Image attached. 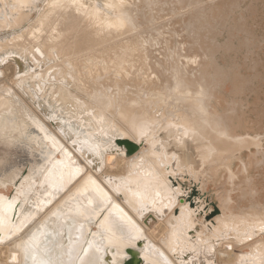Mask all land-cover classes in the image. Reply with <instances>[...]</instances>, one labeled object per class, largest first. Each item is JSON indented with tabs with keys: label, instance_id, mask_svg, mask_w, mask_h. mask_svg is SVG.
Listing matches in <instances>:
<instances>
[{
	"label": "bare ground",
	"instance_id": "1",
	"mask_svg": "<svg viewBox=\"0 0 264 264\" xmlns=\"http://www.w3.org/2000/svg\"><path fill=\"white\" fill-rule=\"evenodd\" d=\"M37 1L0 0V29L24 22L26 11ZM136 3L141 6L138 11ZM191 9L177 0L162 4L155 0H46L33 24L0 38V57L16 54L23 60L18 76L13 60L0 67V76L4 74L0 146L13 148L10 154L0 149V264H103L97 258L107 251L112 259L105 264H121L126 248L138 247L145 237L147 244L139 248L146 262L178 264L160 240L168 234L170 240L176 239L174 224L181 219L194 227V213L186 208L178 221L172 220V226L164 219H157L155 228L146 225L105 183V174L118 177L114 183L132 205L147 202L158 208L174 203L168 177L176 171L192 173L202 183L209 176L225 175L217 189L222 214L210 235L201 230L202 239H218L232 227L246 231L264 225L259 50L256 45L249 48L248 36L246 52L232 43L230 60L217 64L205 35L194 38L201 48L185 40L176 43L171 32L181 33L186 20L182 17ZM242 21L238 19L239 25L245 24ZM42 61L41 70L33 68ZM52 78L63 85L55 89ZM68 81H75L77 89L102 106L94 123L80 125L75 117L70 118L67 108L56 106L60 98L68 99L63 91ZM21 86L31 91L32 98L46 101L51 108L48 120L23 99L17 89ZM108 112L128 129L119 128ZM53 117L60 119L64 134L52 127ZM130 131L138 140L147 141L134 160L109 151L117 138H127ZM164 133L174 139L165 143L160 137ZM68 134L84 155L102 158L99 174L81 158L73 142L66 141ZM188 140L193 157L189 151L181 152L176 142L170 145ZM37 154L40 158L36 159ZM174 161L176 168L169 169ZM26 164L29 167L24 171ZM10 185H14L13 195L8 192ZM233 185L241 191L234 193ZM240 241H222L216 247V264H234L246 250L250 257L264 256V234ZM204 242L205 249L213 243Z\"/></svg>",
	"mask_w": 264,
	"mask_h": 264
},
{
	"label": "water",
	"instance_id": "2",
	"mask_svg": "<svg viewBox=\"0 0 264 264\" xmlns=\"http://www.w3.org/2000/svg\"><path fill=\"white\" fill-rule=\"evenodd\" d=\"M41 2L46 3V0H39L37 1V5L30 9L29 11H26L28 18L29 14L34 10L40 7ZM24 21V22H25ZM24 22H22L18 26H10L6 27L4 29H15L20 27ZM43 58V56H40ZM8 60H13V62L17 65V76L22 73L23 69V60L19 55L13 54V55H4L0 57V67H2ZM43 61L33 68H37V70H41L44 66H42ZM33 65V64H32ZM30 64V66H32ZM46 66V65H45ZM2 77V76H1ZM0 77V78H1ZM18 78V77H16ZM21 93L24 94L39 110V112L44 115L46 118L50 117V110L44 107L42 105V102L36 98H32L28 93H26L24 87L18 88ZM47 118V120H48ZM52 127L59 131L61 134H64L62 130L65 132L66 130L64 128L59 129V124L61 123L60 119L58 118H51ZM165 135H160V137H163V141L169 142L170 140H173L174 138L171 136V133H164ZM65 136V135H64ZM66 138V137H65ZM71 140V141H70ZM66 141L73 142L74 148L76 151L81 155V158L85 160L88 165L92 168V171L95 174H99L101 172L102 168V158L99 157L97 160H93L90 158L88 154L84 155V151L80 150V146L77 145L76 142H74V138L72 135L67 136ZM180 148H183L181 152L189 151V153L194 152V148L191 147V141H187L186 143L179 144L177 141H173L170 143L171 146L174 143ZM147 141H140L136 142L129 138H117L114 142V145L109 147V151L116 152L119 155H124L130 160H134L136 158H139L141 156L140 149L143 147ZM178 143V144H177ZM188 144V147L186 146ZM184 146V147H183ZM190 146V148H189ZM159 150L161 149V146L158 145ZM1 151H7L12 153L13 148H10L8 146L1 145L0 146ZM15 152V151H14ZM59 155V154H58ZM138 155V156H137ZM26 159L29 160V154L26 152ZM193 157V153H192ZM40 158L39 154L36 155V159ZM25 159V158H24ZM25 159V163L27 162ZM188 166V165H187ZM29 167V164H26L24 166V171L27 170ZM176 168V162H172L168 166V168ZM186 167V166H185ZM183 167V168H185ZM27 173V172H25ZM118 177L107 175L103 177V180L105 183L110 187V189L115 193L117 197H119L126 206L138 217L140 221H144L146 225L153 224L157 219H164L166 223L169 226H172V220L178 221L180 217L183 216L185 209L188 208L191 212L195 215V226L194 227H188L186 220L181 219L180 221L176 222L174 225L178 228V237L176 239L170 240V235L168 234L167 237H164L160 240V242L165 246L167 251L173 256L175 261L178 264H216L215 261V253H216V247L222 242V241H230V240H241L240 242H247L252 238L257 237L260 234H264V225L260 228H252L248 229L246 231H241L238 228H229L227 232H223L221 236L218 237V239H210L206 237L204 240L202 239L201 230L203 229L206 232V236L210 235L211 229L214 226L215 219L222 214L221 208H220V200L219 203H217L214 200V194H208L207 187L212 183L215 182H207V185L204 187V183L201 182L200 179H196L194 176L189 175L187 172H179L176 171L174 174H170L168 177V183L171 187V189H174L173 193V199L174 203L172 205L165 206V207H153L150 206V203L147 202H137L135 205H132V203L129 201L128 197L125 195V192L120 189V187L114 182H116ZM211 180V179H210ZM220 187V185L218 186ZM217 187V189H218ZM179 188V190H177ZM217 191L215 195H217ZM9 194L13 195L14 185H10L9 188ZM219 199V197H218ZM172 228V227H171ZM172 235V234H171ZM176 235V234H175ZM184 237L182 240L178 239ZM178 239V240H177ZM210 241L212 240L213 243L210 247L205 249L204 241ZM147 244V238H143L142 240H139L138 247H132L129 246L126 248V254L127 256L124 258L123 262L121 264H150L146 262V260L143 258L141 254L140 248H144ZM140 247V248H139ZM248 250L242 251L239 255V258L234 264H264V256H262L260 259L257 255H254L250 257L248 255ZM257 256V257H255ZM256 259H255V258ZM100 262H103L105 264L106 262H110L112 259V255L110 252H101L98 255L97 258ZM259 259V260H258Z\"/></svg>",
	"mask_w": 264,
	"mask_h": 264
},
{
	"label": "rangeland",
	"instance_id": "3",
	"mask_svg": "<svg viewBox=\"0 0 264 264\" xmlns=\"http://www.w3.org/2000/svg\"><path fill=\"white\" fill-rule=\"evenodd\" d=\"M164 0H155V2H157L158 4H162ZM175 1V0H173ZM177 1H180L181 4H183L184 7H192L191 11H189L188 13H186L185 15H189L188 17L187 16H184L183 15V19H186L185 20V23L183 24V27H182V30H181V33H177L175 32V30L173 32H171L172 35H170L171 39L174 40L176 43H185V41L188 44H191L194 45V46H197L199 48L200 45H198V42L194 39L195 36H198V37H201L202 35H205L207 38H208V42H206L205 44H208V48H210V54L213 55L216 60V62L218 61L219 63L217 64H221L223 59L225 60H230V55H232L231 53L229 54V48L230 46L232 47L234 43V46L235 47H238L237 49L242 52V51H245L248 50L249 48H252L251 46H254L255 45L257 46L258 48V53H259V59H260V62H261V68H260V72H261V76H262V80H260V87H259V90H260V96L262 98V100H264V41H263V36H264V0H177ZM227 1V2H226ZM184 2V3H183ZM201 2V3H200ZM203 2V3H202ZM211 2V3H210ZM214 2V3H212ZM207 3V4H206ZM232 3V4H231ZM205 4V5H204ZM45 5L46 3H42L41 2V5L39 8L37 9H34L28 16V18L26 19V21L18 28H15V29H4V30H1L0 31V38L4 37V35H8V34H11L13 33V31L15 32L16 30L19 31L23 28H25L28 24H33L34 21L37 19V17L39 16V14L42 12V9L44 10L45 9ZM187 5V6H186ZM194 5V6H193ZM196 5V6H195ZM137 7V8H136ZM198 7V8H197ZM217 7V8H215ZM235 7V8H234ZM195 8V9H194ZM238 8V9H237ZM134 9L136 11L140 10L141 9V6L139 4H134ZM170 8H167V10H169ZM194 9V10H193ZM221 10V12H218L219 10ZM230 9V10H229ZM171 11H174L173 10V7L172 9H170ZM215 10V11H214ZM218 10V11H216ZM232 10V11H231ZM195 13H194V12ZM214 11V12H213ZM245 11V12H243ZM170 12V11H169ZM192 12V14H191ZM216 12V13H215ZM218 12V13H217ZM227 12V13H226ZM230 12V13H229ZM214 17L213 19V16H211L212 14ZM240 13V14H239ZM245 15H244V14ZM220 14V15H219ZM32 15V16H31ZM202 15V16H200ZM210 15V16H209ZM218 15V17H217ZM229 16V17H225V16ZM238 15V17H237ZM241 15V16H240ZM192 16V17H190ZM236 16V17H234ZM196 17V18H194ZM241 17V18H239ZM204 18V19H203ZM211 18V19H210ZM217 18V19H216ZM219 18V19H218ZM203 19V20H202ZM210 19V20H209ZM236 19V20H235ZM238 19H240V21H242V24L244 25H241V22H240V25H239V22H238ZM209 20V21H208ZM213 20V21H212ZM215 20V21H214ZM229 20V21H228ZM187 21V23H186ZM206 21V22H205ZM246 21V22H245ZM177 22V20L175 21ZM211 22V25H209L208 23ZM214 22V23H212ZM190 25V26H189ZM207 25V26H206ZM247 25V26H246ZM252 25V26H250ZM24 26V27H23ZM242 28H241V27ZM249 26V27H248ZM241 28V31L239 32L240 28ZM245 27V28H244ZM247 27V28H246ZM252 27V28H251ZM237 28V29H236ZM188 31H187V30ZM248 29H250L248 31ZM193 30V32L191 31ZM208 30V31H207ZM6 31V32H5ZM254 33H253V32ZM238 32V33H237ZM248 32H250L249 35H246ZM256 33V34H255ZM208 34V35H207ZM255 34V35H253ZM174 35V37H173ZM182 35V36H181ZM239 35V36H237ZM246 35V36H245ZM251 38V43L248 42L249 40V37ZM242 37V39H241ZM246 39H245V38ZM256 37L258 39H256ZM178 38V39H177ZM182 38V40H181ZM191 38V41H189V39ZM215 38V39H214ZM229 38H231L229 40ZM233 38V39H232ZM240 38V39H239ZM252 38H255L256 41L259 43L260 40H261V46H258L257 42L256 41H253ZM180 39V40H179ZM245 39V40H244ZM260 39V40H259ZM185 40V41H184ZM232 40V41H231ZM227 41V42H226ZM234 41V42H233ZM242 41V42H241ZM247 41V42H246ZM240 42V43H239ZM253 42V43H252ZM180 43V44H181ZM233 43V44H232ZM239 43V44H238ZM243 43V44H241ZM249 43V44H248ZM256 43V44H254ZM224 44V45H223ZM241 44V45H240ZM249 48H248V46ZM227 46V47H226ZM233 46V47H234ZM240 46V47H239ZM246 46V47H245ZM232 47V48H233ZM228 48V49H227ZM244 48V49H243ZM260 48V49H259ZM212 49H215L216 52L213 54L212 52ZM256 51V50H255ZM256 53V54H258ZM240 59L239 61H243V56L240 55ZM233 59H235L233 57ZM226 66L227 67H230V65H227L226 63ZM6 71V70H5ZM244 72L245 73H248L247 71V67L245 65L244 67ZM2 76V77H1ZM0 77V80L3 79V75H1ZM52 79H55V78H52ZM58 81V82H56ZM52 82L54 83V88L55 89H58L60 86H62V82L59 80H52ZM75 81H68L66 83V86H68V88H64L63 91L66 92L69 94L67 95L68 96V99L67 100H64L63 98H60L58 100V102L60 103H57L56 102V106H59L60 107H65L67 108V112L70 114H68L70 116V118H74L76 119L77 122L80 123V125H87V124H90V123H94V119H95V116H99L100 114V111L102 109V106L101 105H98L92 98H90L86 93H84L83 91L79 90L76 88L75 86ZM60 85V86H59ZM73 85V87H72ZM19 87H17L18 89ZM27 88V87H26ZM76 88V89H75ZM28 89V88H27ZM69 89L71 91V93H69L67 90ZM19 90V89H18ZM66 90V91H65ZM15 91V90H14ZM21 93V91H19ZM83 92V93H82ZM28 94H31L30 96H32V93L31 91H28L26 92ZM251 93V92H250ZM14 94H16V92H14ZM73 94V95H72ZM23 99L27 102V103H31L32 106L37 109L35 107V105L26 97L24 96L23 93H21ZM71 95V96H70ZM75 95V96H74ZM62 96V95H61ZM37 97V96H36ZM76 97V98H75ZM89 97V98H88ZM57 98H59V95L58 96H55V99L57 100ZM80 100H78V99ZM41 99V100H40ZM254 99V96L253 94H250V102H252ZM40 102H42V105H44V107H46L48 110H51L50 107H47V103L46 101L43 99V98H39ZM51 100V98H50ZM85 103V105L83 104V102ZM62 101V102H61ZM70 101V102H69ZM46 103V104H45ZM263 104V101L261 103V106ZM84 105V106H83ZM91 105V107L89 106ZM95 105V106H94ZM83 106V107H82ZM88 106V107H87ZM93 106V107H92ZM73 107V108H72ZM98 109H97V108ZM71 108V109H70ZM86 108V109H85ZM68 109H70L68 111ZM75 109V110H74ZM94 109V110H93ZM38 110V109H37ZM73 110V111H72ZM39 111V110H38ZM93 111V113H92ZM75 113L77 115H75ZM86 113V114H85ZM79 115V116H78ZM90 115V116H89ZM108 115L117 122L118 124V127H123L124 129H128L125 124L119 119V117L116 115V114H113V113H109L108 112ZM166 115L169 116V113L166 112ZM82 116V117H81ZM91 117V118H90ZM93 117V118H92ZM88 119V120H87ZM166 119V117L164 118ZM83 120V121H82ZM83 122V123H82ZM128 131V130H127ZM129 132V131H128ZM103 134V133H102ZM130 135V136H129ZM128 137L129 139H134L136 140L137 142H139L140 140L137 139L136 135L133 134L131 131L129 133ZM147 145V144H145ZM244 150L246 151V148H244ZM247 153V152H245ZM114 161V159L112 160V162ZM238 165V162L235 163V168L237 167ZM260 173H264V170L261 169L260 170ZM255 175H259V172H254ZM192 175V173L190 174ZM225 176V175H224ZM223 175H220V176H209L207 179H202L204 182V187L207 185V182H215V183H211L208 187H207V192L208 194H214V200L219 203V199L218 197L215 195L216 193V190H217V187L222 183V180L225 179ZM211 179V180H209ZM219 183V184H218ZM233 187L235 189L234 193H236V190L237 191H241L240 188L238 190V187L237 185H233L232 186V190H233ZM219 188V187H218ZM242 189V188H241ZM156 225V222H154L153 224L151 223V227H154Z\"/></svg>",
	"mask_w": 264,
	"mask_h": 264
}]
</instances>
